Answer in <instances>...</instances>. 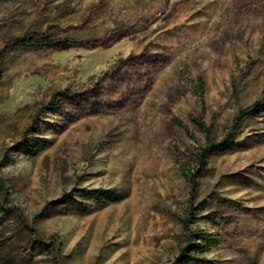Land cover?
Segmentation results:
<instances>
[{
	"label": "rangeland",
	"instance_id": "rangeland-1",
	"mask_svg": "<svg viewBox=\"0 0 264 264\" xmlns=\"http://www.w3.org/2000/svg\"><path fill=\"white\" fill-rule=\"evenodd\" d=\"M0 264H264V0H0Z\"/></svg>",
	"mask_w": 264,
	"mask_h": 264
},
{
	"label": "trees",
	"instance_id": "trees-1",
	"mask_svg": "<svg viewBox=\"0 0 264 264\" xmlns=\"http://www.w3.org/2000/svg\"><path fill=\"white\" fill-rule=\"evenodd\" d=\"M259 107L260 106L258 105H254L251 109L241 110L235 119L236 126H234L233 130L235 131V129H237V126L241 123L243 119L256 116L260 112ZM194 123L198 127V129H200L204 133H207V129L205 128L204 124H202L201 121H194ZM232 135H233V132L226 135V137H224V139H222L219 142L208 141L204 146H201L197 150H195L194 166L183 173L184 179L187 182L188 189H189V193H188L189 201L188 202L190 204L189 209L187 210L188 217L181 222L182 228L186 232L185 241L187 244V249L190 248L196 236L194 232H191L189 230V225L192 223V220L195 219V214L193 213V208H192L191 203L196 193V187H197L196 181L200 177V175L203 173V171L205 170L208 164V160L211 156L215 154L224 153V152H227L233 149ZM41 147H42V144L39 140L37 139L27 140L26 138H24L21 142L17 143V145L15 146V150L20 154L34 156L37 154V152L40 151ZM1 191H2V194H5L2 188H1ZM78 193L80 194V196H82L83 198H86L89 201H101L104 199L111 198V196H109L107 193L101 190H94V191L79 190ZM67 203H69L73 207L81 209V207L72 200H67ZM18 217L22 219L21 214H18ZM24 228L27 231L32 232V230L28 228V226L24 225ZM198 238L200 239V241L204 243H208L207 241H209L200 236ZM40 245L44 247V249L46 250H50L54 248L55 246L54 244H50V243H40ZM180 262L182 263L188 262V260L182 259Z\"/></svg>",
	"mask_w": 264,
	"mask_h": 264
}]
</instances>
